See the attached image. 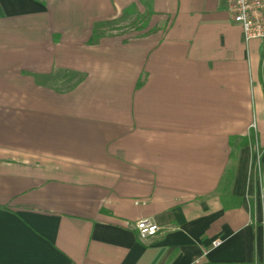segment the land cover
<instances>
[{"label": "crops", "instance_id": "obj_1", "mask_svg": "<svg viewBox=\"0 0 264 264\" xmlns=\"http://www.w3.org/2000/svg\"><path fill=\"white\" fill-rule=\"evenodd\" d=\"M0 264H264V43L227 0H0Z\"/></svg>", "mask_w": 264, "mask_h": 264}, {"label": "built area", "instance_id": "obj_2", "mask_svg": "<svg viewBox=\"0 0 264 264\" xmlns=\"http://www.w3.org/2000/svg\"><path fill=\"white\" fill-rule=\"evenodd\" d=\"M227 3L232 21L242 28L245 42L247 44L252 41L264 43V0H227ZM252 171L261 183L263 166L262 154L259 150L253 162ZM136 229L139 238L147 240L157 236L161 228L149 220H142L137 222ZM220 244L221 242L217 241L213 246L217 247Z\"/></svg>", "mask_w": 264, "mask_h": 264}, {"label": "rangeland", "instance_id": "obj_3", "mask_svg": "<svg viewBox=\"0 0 264 264\" xmlns=\"http://www.w3.org/2000/svg\"><path fill=\"white\" fill-rule=\"evenodd\" d=\"M147 18L148 11L144 15H140V13L136 12L132 17H124L121 21H107L106 24H102L104 25L103 27L97 29L98 33L96 41H99L100 38L105 36H117V38L120 37L123 41L131 40L132 36L137 32L146 29ZM256 154L253 162H255ZM252 177L258 179L257 176H255L254 171H252Z\"/></svg>", "mask_w": 264, "mask_h": 264}, {"label": "trees", "instance_id": "obj_4", "mask_svg": "<svg viewBox=\"0 0 264 264\" xmlns=\"http://www.w3.org/2000/svg\"><path fill=\"white\" fill-rule=\"evenodd\" d=\"M239 141V147H246L249 145L256 146L258 141H257V134L255 132H252L249 137L246 138H235L231 140V145L233 146L234 142Z\"/></svg>", "mask_w": 264, "mask_h": 264}]
</instances>
